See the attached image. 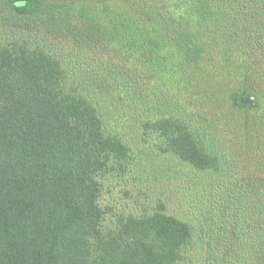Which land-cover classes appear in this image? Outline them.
I'll list each match as a JSON object with an SVG mask.
<instances>
[{
	"label": "trees",
	"instance_id": "1",
	"mask_svg": "<svg viewBox=\"0 0 264 264\" xmlns=\"http://www.w3.org/2000/svg\"><path fill=\"white\" fill-rule=\"evenodd\" d=\"M83 1L0 0V264H264V0ZM110 98L195 170L226 156L194 222L157 200L106 224L103 180L131 156ZM232 120L239 146L202 142Z\"/></svg>",
	"mask_w": 264,
	"mask_h": 264
},
{
	"label": "rangeland",
	"instance_id": "2",
	"mask_svg": "<svg viewBox=\"0 0 264 264\" xmlns=\"http://www.w3.org/2000/svg\"><path fill=\"white\" fill-rule=\"evenodd\" d=\"M83 2L94 4L99 9L104 6L124 7L120 1L98 0L95 2V0H91L90 3L86 0ZM98 78L100 79V76ZM114 89L113 87H104V94L111 97L113 93H117ZM142 89L145 90V87ZM192 94H194L193 91L189 94L190 98L188 99L194 101L196 99L191 97ZM201 94L203 98L206 97L205 93ZM120 108H123L122 105L110 98L104 105V110L107 112L105 118L109 129L121 136L129 145L131 156L123 172L114 171L106 175L103 180L104 190L101 204L108 209L106 224L112 225V218L119 212L137 214L149 211L157 200L164 203L167 213L182 220L194 222L195 217L192 213L195 209L194 202L202 194L199 182L216 185V181L213 180L219 179V183L222 185L234 177L229 162L226 161V156L219 153L223 157L222 169L219 173L212 174L195 170L170 152L159 151L157 144L160 143V140L154 136H143L137 124L122 116L125 114ZM147 113V110H142L143 115ZM234 121L232 120V128L229 125H221L223 121H217L210 125L206 132L201 130L202 142L208 148H214V152H221L218 148L217 136L214 135L215 129L219 127L221 130L224 129V135L228 130L232 131V139L225 138L228 144L239 146L240 137L236 127L237 123ZM237 161L238 168L242 171L246 163L243 151ZM196 188L197 190H195Z\"/></svg>",
	"mask_w": 264,
	"mask_h": 264
}]
</instances>
